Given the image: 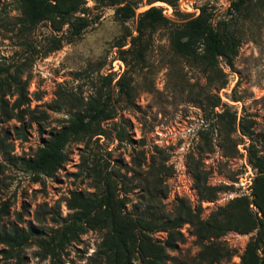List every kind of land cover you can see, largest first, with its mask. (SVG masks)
<instances>
[{"label":"rangeland","instance_id":"1","mask_svg":"<svg viewBox=\"0 0 264 264\" xmlns=\"http://www.w3.org/2000/svg\"><path fill=\"white\" fill-rule=\"evenodd\" d=\"M124 1L136 8L134 17L122 23L113 8L94 7L86 0L87 27L68 41L65 27L55 31L47 22L26 27L16 0H0V70L15 76L26 91L19 107L24 124L31 117L38 120L26 129L25 137L16 138L13 130L20 124L6 117L16 95L11 86L3 90L0 202L9 207L0 212V228L14 224L23 231L33 229L38 236L22 247L18 263L3 259L0 244V264L47 263L41 259L38 240L65 224L70 191L93 192L92 167L113 177L117 191L125 196L124 211L130 213L151 204L170 214L182 201L191 209L200 203L199 216L205 219L234 198H249L254 170L246 149L251 145L264 153V6L246 1L234 12L227 0H176L175 9L160 2L148 5L152 0ZM201 5L209 8L214 20L224 21L223 27L238 41L230 66L219 58L215 68L203 70L171 48L170 30L196 16ZM149 6L159 8L168 22L145 28L123 61L118 50L130 47L129 37L124 36L137 34V15ZM59 36V49L45 54L51 38ZM117 60L122 67L115 72ZM119 78L121 86L115 85ZM217 100L219 105L212 108ZM90 104L107 106L108 119L100 117L96 122L103 133L68 143L62 167L34 182L19 159L33 156L51 133ZM221 110H225L224 120H216ZM239 124L251 141L240 134ZM191 170L198 171L207 185L225 188L213 201L199 202ZM180 232L183 240L168 252L166 264H206L197 259L200 249L190 226L183 225ZM254 233L229 231L220 236L233 256L218 264H238V256ZM101 236L100 231L85 230L63 247L60 263L101 264L94 257ZM164 236L152 234L157 240Z\"/></svg>","mask_w":264,"mask_h":264},{"label":"trees","instance_id":"2","mask_svg":"<svg viewBox=\"0 0 264 264\" xmlns=\"http://www.w3.org/2000/svg\"><path fill=\"white\" fill-rule=\"evenodd\" d=\"M91 1L94 7L113 8L114 14L122 23L134 17L136 4L124 0ZM227 1L228 7L234 12H238L246 1L264 6V0ZM152 2L164 3L173 9L176 7V0H152L147 4L150 5ZM16 5L26 27H33L40 22H47L55 31L65 27L68 41L78 38L88 24L89 8L86 6V0H16ZM167 22L161 10L154 6H149L139 13L134 28L137 34L131 37L130 33L125 34L124 38L129 37L130 47L124 51L118 50L120 58L125 61L124 56L131 51L145 28H153ZM224 25V21L214 20L206 5H201L196 16L185 18L170 30L171 48L175 54L197 62L203 70L215 68L219 58L230 66L236 55L238 41L227 32ZM61 41L60 36L51 38L45 54L58 50ZM121 47L122 45L117 46L118 49ZM136 55L141 56L139 51ZM1 73L5 74L0 76V95L10 86L14 88L16 95L11 111L8 112L10 114L6 117L16 119L20 125L14 128V135L16 138H23L26 129L31 128V123L38 124V120L31 117L28 124H24L22 110L19 107L22 105V99L26 100V91L7 70H0V75ZM120 82L121 78L115 85L121 86ZM223 85L224 82L220 88ZM218 105L217 100L212 108ZM106 113L105 104H90L87 109L73 114L43 141L33 156L19 159L20 167L35 177L34 182H38L40 175L45 177L54 175L66 161L64 149L68 143L78 141L85 135L92 137L103 133L96 122L100 117L108 119ZM223 113L225 110L215 114L216 120H224ZM231 117L235 120L234 114ZM239 132L251 141L249 132L243 130L240 124ZM0 144L2 145L1 141ZM5 147L8 151L11 150L8 144ZM246 152L247 161L254 170L249 198H234L226 205L217 207L205 219L199 216L200 203L191 209L182 201H179L170 214L158 211L150 206V202L149 207L141 212H125V196L117 191L113 177L108 172H101L98 167H92L95 182L93 192H69L65 202L68 211L65 224L54 230L53 234L47 235V238L38 240L41 259H47L46 264H61L59 253L63 247L90 229L102 232L94 254L101 264H166L170 260L168 252L176 249L183 240L180 228L187 224L200 249L197 254L199 262L218 264L228 261L233 253L219 241V237L229 231L245 234L254 230V235L238 256V264H264V153L251 145L247 147ZM191 177L199 202L213 201L217 193L225 188L222 185H207L196 170H191ZM151 190L148 192L152 193ZM150 200H153L152 196ZM8 207L7 202H0V212H6ZM159 232L165 234L164 238L154 239L152 234ZM33 236H38L35 230L29 228L23 231L14 224L0 228L3 259H15V263H18L22 247L27 245Z\"/></svg>","mask_w":264,"mask_h":264},{"label":"built area","instance_id":"3","mask_svg":"<svg viewBox=\"0 0 264 264\" xmlns=\"http://www.w3.org/2000/svg\"><path fill=\"white\" fill-rule=\"evenodd\" d=\"M165 7L166 8H168L169 9V6L168 5H165ZM159 9V8H158ZM196 11H198V9L196 10ZM162 13V12H161ZM115 62L117 63V64H115ZM114 63H113V71H115V72H118L119 70H118V67H122V63H121V61H119V60H117V61H115Z\"/></svg>","mask_w":264,"mask_h":264}]
</instances>
